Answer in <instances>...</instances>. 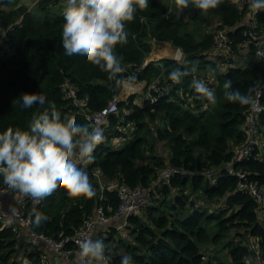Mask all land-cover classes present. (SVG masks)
I'll return each mask as SVG.
<instances>
[{
  "label": "trees",
  "instance_id": "obj_1",
  "mask_svg": "<svg viewBox=\"0 0 264 264\" xmlns=\"http://www.w3.org/2000/svg\"><path fill=\"white\" fill-rule=\"evenodd\" d=\"M64 1L39 0L37 12L29 9L26 0H0V37L5 33L0 45V131L27 130L32 116L48 109L62 122L93 125L88 115L94 116L122 94L129 74L146 92L131 93L119 103V112L103 124L104 140L94 150V159L80 166L88 171L95 195L70 198L60 189L47 207L44 203L26 209L27 215L46 225L37 232L56 239L74 236L98 206L104 205L110 214L118 208L115 183L149 187L165 167L172 166L187 174H176L157 187L150 194L152 204L129 217L123 231L114 226L103 229L101 240L112 249L111 264H120L125 254L133 264H226L219 253L223 249L234 264H245L244 258L253 256L251 238L258 240L264 257V221L257 199L239 190L240 180L227 171L216 183L206 177L207 172L235 165L264 189V162L258 149L236 162L239 149L249 140V114L259 90L264 107V58L256 56V46L244 45L249 33L264 34V10L254 14L250 0H222L218 8L201 14L191 4L180 10L174 1L150 0L148 8L137 10L134 20L126 22L127 43L116 46L123 68L117 85L90 62L65 61L60 42ZM210 20L212 31L198 36L190 30L192 24L206 25ZM222 31L233 52L215 49ZM163 43L181 51L183 59L150 57L154 47ZM243 60L247 62L241 66ZM193 66L196 71L183 77L169 96L151 103L147 91L152 85L172 83L168 79L172 69ZM193 74L214 90L215 104L196 98ZM226 79L242 93L252 89L248 105L224 98ZM74 88L85 105L75 107L68 98V90ZM40 92L47 97L43 107H20L22 93ZM260 129L264 143V112ZM59 198L70 205L53 214L50 205ZM20 234L0 223V264L33 259L27 235ZM214 249V254L209 253Z\"/></svg>",
  "mask_w": 264,
  "mask_h": 264
},
{
  "label": "clouds",
  "instance_id": "obj_2",
  "mask_svg": "<svg viewBox=\"0 0 264 264\" xmlns=\"http://www.w3.org/2000/svg\"><path fill=\"white\" fill-rule=\"evenodd\" d=\"M174 2L180 10L191 4L206 14L218 8L222 0ZM149 3L150 0H66L60 41L65 61L90 62L119 85L118 74L123 68L116 46L127 43L126 22L133 21L137 10L148 8ZM250 9L254 14L264 10V0H250ZM190 71L195 72V66L183 71L174 68L168 73V79L178 84ZM134 79L128 77L129 82ZM191 86L197 99L216 103L214 90L203 80L194 79ZM223 89L227 101L240 105L250 103L251 88L247 94L242 93L233 88L231 79H226ZM18 101L22 109H30L34 105L43 107L47 97L41 92L22 93ZM103 140L101 128L75 121L62 122L54 110L48 109L33 115L27 130L7 127L0 131V178L9 189L23 193L33 206L49 202L58 189H64L70 198H92L95 191L88 171L79 165L94 159V150ZM44 227L41 220L33 218V231ZM77 243L84 264H111L112 249L106 248L103 240L85 238ZM120 264H133L132 257L121 256Z\"/></svg>",
  "mask_w": 264,
  "mask_h": 264
},
{
  "label": "built area",
  "instance_id": "obj_3",
  "mask_svg": "<svg viewBox=\"0 0 264 264\" xmlns=\"http://www.w3.org/2000/svg\"><path fill=\"white\" fill-rule=\"evenodd\" d=\"M5 37V33L2 34V38ZM244 45L249 47L251 45L256 46V56L264 58V34L257 36L255 33H249L248 39L244 42ZM215 49L217 51H231L233 52V44L225 31H222L217 38ZM176 59L182 60V52L178 50V55L175 56ZM249 57L246 58L248 60ZM146 64H144L145 66ZM131 76V74H129ZM128 76V77H129ZM128 77L123 80L124 86L132 83L129 82ZM135 77V75H132ZM192 79L198 80L197 75L193 74ZM177 83H168L166 85H161L155 83L150 89V94L148 95L152 104H157L164 97L169 96L175 89ZM209 88V84H206ZM137 92V91H136ZM134 93V92H132ZM122 94L112 99L109 104L100 112L96 113L94 116L88 115V118L92 120L93 125L101 128L103 130V124L107 118L115 113L119 112V103L124 100ZM128 96L130 94H127ZM67 96L69 99H73V105L75 107L78 104L85 105L84 101H79L76 89L68 90ZM262 97L261 90L258 91L257 95L252 99V107L249 114V140L242 146L237 154L236 162H243L248 158L255 150L260 151L259 160L264 162V143L263 134L260 129V119L264 112V107L260 103ZM83 164H80L81 166ZM227 171L230 175L237 177L240 180L239 186L242 192H250L259 203V212L261 214L262 220L264 221V189L260 187L258 182L251 181L248 178V172L246 170H236L235 165H227L224 169L218 171H210L206 173V177L210 180H214L215 174L223 173ZM185 171H181L172 166L165 167L159 174V178L149 187H139L131 188L123 184L115 183L113 189H117L120 204L118 208L110 214L108 208L104 205L98 206L94 216L86 218L83 224L77 229L74 236H63L59 239L54 237H48L43 233L32 230L33 218L25 213L26 209H38L41 205L33 206L24 196L23 193L19 191H14L9 189L2 182L0 184V223L3 228L10 227L12 231L19 236L23 230L27 235V245L32 250L34 255L33 259L21 260L19 264H51L49 255L46 251L41 249V244L47 245L52 252H54L60 259L69 260L71 254H75V259L80 263L84 264L79 257V247L78 241L91 238L94 239V233L96 230L101 228L110 227L116 220L123 219V225H115L116 228H123L126 225V221L129 217L139 215L147 206L152 204L150 194L158 187L161 188L166 184L169 179L176 174H183ZM187 174V173H185ZM60 189L57 190V192ZM17 193L20 195V200L15 206L6 208L5 204H9V199L12 195ZM236 193V192H235ZM233 193V194H235ZM157 198V196H154ZM103 200V196L101 197ZM110 210V209H109ZM251 246L253 250V256H247L244 258L245 264H264L263 252L260 249L258 240L251 238Z\"/></svg>",
  "mask_w": 264,
  "mask_h": 264
},
{
  "label": "rangeland",
  "instance_id": "obj_4",
  "mask_svg": "<svg viewBox=\"0 0 264 264\" xmlns=\"http://www.w3.org/2000/svg\"><path fill=\"white\" fill-rule=\"evenodd\" d=\"M66 1V0H65ZM64 1V2H65ZM164 2H167V1H170V3L171 2H173L174 0H163ZM39 0H26V3H27V5H28V7H29V9L30 10H35V11H37V12H39L41 9H40V7H39ZM64 8L66 7V2H65V5L63 6ZM214 20V19H213ZM214 22H215V20H214ZM213 28H214V25H213V22H212V20H210V23L209 24H206V25H201V24H192L191 26H190V30L191 31H193V32H195L198 36L199 35H201L203 32H205V30L206 31H212L213 30ZM4 40L5 38H2V36L0 37V45H3V43L4 42H1V40ZM8 39V38H7ZM6 43H8V42H6ZM169 44V43H168ZM167 45H165L164 43L163 44H159V45H157L156 47H154V50H153V52H152V54L150 55V57H152V58H154V59H158V58H162V57H173V56H176V55H178V51L177 52H175L174 51V49H170V48H168V49H165V47H166ZM162 54H165V56H161ZM149 57V58H150ZM246 64V62L245 61H243V62H240V65L241 66H243V65H245ZM130 85H133V86H135L136 87V85L138 84V83H136V82H134L133 81V83H129ZM141 87H140V85L136 88V91H139L140 92V94L141 95H143V94H145V90H143V89H140ZM150 94V90L148 89V91H147V95H149ZM123 98L124 99H126V98H128V95H126V93L123 95ZM223 168H225V167H223ZM221 175V173L220 174H215L214 175V183L217 181V179L219 178V176ZM224 202H226V200L224 201ZM49 204L48 203H46V207L48 206ZM69 203L68 202H65L64 200H62L61 198H59V199H57L56 201H55V203H53L52 205H50V207L52 206L53 207V209L52 210H54V212H56V213H61V211H63V210H65L66 208H68L69 207ZM124 229H126V227H124V228H122V229H120V231L122 230H124ZM117 235L119 236L120 234L119 233H117ZM28 246V245H27ZM215 249H214V251H211V250H209V253H211V254H214L215 253ZM219 253H220V257L222 258V260L226 263V264H234L233 262H232V259L230 258V256H229V254H228V251L227 250H220L219 251Z\"/></svg>",
  "mask_w": 264,
  "mask_h": 264
},
{
  "label": "crops",
  "instance_id": "obj_5",
  "mask_svg": "<svg viewBox=\"0 0 264 264\" xmlns=\"http://www.w3.org/2000/svg\"><path fill=\"white\" fill-rule=\"evenodd\" d=\"M165 45H167L166 47H165V49H168V48H170V49H173L172 48V45L171 44H168V43H166ZM161 56H165V54H162ZM154 59V58H153ZM243 61H245V60H243ZM248 61V60H247ZM247 61H245V62H247ZM140 84H137L136 85V87L135 86H133V85H130V84H127V85H125L124 86V92L126 93V95L127 94H131L132 92H136V88L139 86ZM139 92V91H138ZM222 169H224V168H222ZM222 169H220V170H222ZM216 171H218V170H216ZM224 172V171H223ZM220 177V176H219ZM219 179V178H218ZM217 179V180H218ZM214 180H211V183H214L213 182ZM217 182V181H216ZM215 182V183H216ZM19 200H20V195H18L17 193H15L14 195H12L11 196V198L9 199V204H5L4 205V207H6V208H10V207H13V206H15V204H17L18 202H19ZM53 212V214L54 213H56V212H54V211H52ZM123 219H119V220H116V222L115 223H117V224H120V225H123L124 223H123ZM103 229L104 228H101V229H98V230H96L95 231V233H94V239H96V240H101L102 238H103ZM22 236H26V234H25V232L23 231V234H20V237H22ZM24 241V238H23V240H21L20 241V244H23L22 242ZM41 249H43L44 251H46L47 253H48V255H49V258H50V262H51V264H74V263H76L77 262V260L76 259H73V260H62V259H60L54 252H52L51 250H50V248L47 246V245H45V244H41ZM18 257H22V254L20 255V252L18 253ZM33 257H34V255H33Z\"/></svg>",
  "mask_w": 264,
  "mask_h": 264
},
{
  "label": "water",
  "instance_id": "obj_6",
  "mask_svg": "<svg viewBox=\"0 0 264 264\" xmlns=\"http://www.w3.org/2000/svg\"><path fill=\"white\" fill-rule=\"evenodd\" d=\"M115 225H118L117 223H113L112 225H110V226H115ZM75 254L73 253V254H71L70 256H69V260H73V259H75Z\"/></svg>",
  "mask_w": 264,
  "mask_h": 264
}]
</instances>
